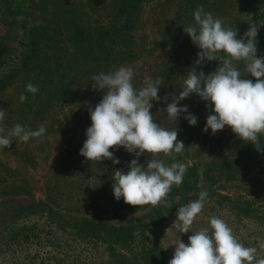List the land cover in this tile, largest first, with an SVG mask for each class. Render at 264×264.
Instances as JSON below:
<instances>
[{
	"label": "rangeland",
	"instance_id": "obj_1",
	"mask_svg": "<svg viewBox=\"0 0 264 264\" xmlns=\"http://www.w3.org/2000/svg\"><path fill=\"white\" fill-rule=\"evenodd\" d=\"M132 1L0 0V40L5 38L8 44L0 65V111L5 113L0 123L5 130L2 134L7 135L17 124L31 130L47 129L43 138H30L27 143L12 137L11 147L0 150V264H114L112 258L104 259L109 257L106 247L85 242L73 232L59 231L65 224L60 218L140 207L125 203L123 198L117 201L112 188V175L117 169L127 171L134 154L123 147L110 149L120 164L110 159L91 162L80 154L91 125L89 108L94 109L104 95L103 90L93 89L94 75L131 66L137 89L144 86L146 78L163 81L162 99L154 101L151 109L154 122L177 130L178 140L185 144L175 161L159 154L157 158L165 164L180 162L188 168L199 162V152L207 145L215 140L226 143L236 136L228 126L215 135L210 129L203 131L210 111L197 94L180 102L198 117L196 126L183 115L178 121L169 119L163 97L170 102L179 95L186 73L198 59L200 49L184 26L194 24L193 13L199 6L221 18L225 28L237 30L240 38L251 22L264 23V0ZM135 4L129 11L133 18H129L125 9ZM257 49L258 56L264 57V26L258 31ZM80 56L85 60L78 59ZM219 63L206 62L200 68L208 74ZM237 65L242 78L255 82L242 63ZM41 70H50L51 75L39 73ZM29 82L39 88L35 95L26 91ZM22 94L27 96L24 103L19 100ZM150 159L145 153L139 162L146 164ZM248 172L264 192V160ZM220 192L262 205L243 190L225 188ZM262 213L260 217L239 216L227 200L216 198L205 203L192 227L211 232L210 219L221 218L238 241L257 248L259 259L264 258V249L259 247L264 243ZM175 220L176 215L151 234V241H157L163 250L164 263L159 259V264H169L173 258L174 241L188 243L194 234L178 232ZM132 252L139 254V250ZM132 252L123 251L127 257H132ZM141 260L139 264L152 263Z\"/></svg>",
	"mask_w": 264,
	"mask_h": 264
},
{
	"label": "clouds",
	"instance_id": "obj_2",
	"mask_svg": "<svg viewBox=\"0 0 264 264\" xmlns=\"http://www.w3.org/2000/svg\"><path fill=\"white\" fill-rule=\"evenodd\" d=\"M194 24L184 26L195 46L200 49L198 59L186 73L179 95H174L165 108L168 118L176 120L183 115L191 126H196L198 117L180 102L197 94L207 102L210 114L206 118L203 131L209 129L215 135L218 131L231 127L243 142H251L258 152L264 153V57L258 56V31L264 23L251 22L243 37L238 38L237 30L225 28L221 18L199 6L193 13ZM219 61L215 71L205 74L200 66L206 62ZM237 62L243 64L244 71L256 80L242 78ZM135 71L131 66H120L107 74L101 72L92 77L94 90H103L102 100L94 109L89 108L91 125L86 130L87 139L80 154L91 162L110 159L120 164L110 149L123 147L135 158L128 164L127 171L117 169L112 175L114 198L133 206H157L164 201L173 186L182 185L187 165L180 162L165 164L157 156L163 153L176 160L182 154L185 144L178 140L177 130H168L154 122L151 109L153 102L161 101L159 95L163 81L146 78L144 86H134ZM26 91L35 95L39 88L29 82ZM21 103L27 100L22 94ZM5 113L0 111V123ZM0 127V150L10 148L12 137L27 143L30 138H43L47 129H26L17 124L3 135ZM145 153L152 159L146 164L139 158ZM209 193L201 191L199 198L180 206L173 225L178 232L189 236L188 243L182 239L174 241L173 258L169 264H264V258L257 259V248L246 247L233 235L227 223L218 217L210 219L208 228L196 231L193 224L201 213ZM264 249V243L259 244ZM107 261L110 259L105 256Z\"/></svg>",
	"mask_w": 264,
	"mask_h": 264
},
{
	"label": "trees",
	"instance_id": "obj_3",
	"mask_svg": "<svg viewBox=\"0 0 264 264\" xmlns=\"http://www.w3.org/2000/svg\"><path fill=\"white\" fill-rule=\"evenodd\" d=\"M135 8L136 4L130 5L125 11L129 12ZM129 13L128 17L133 18V12ZM129 18L124 20L123 24H127ZM5 40V38L0 40V65L7 52L8 44ZM85 58V56L78 57L84 60ZM25 64L29 63L25 61ZM39 73L51 75L50 70H41ZM261 140L264 141V137H261ZM199 153L201 159L187 168L182 185L173 186L166 199L159 205L148 204L116 210L110 214L86 215L75 219L60 218L65 224H61L59 231L73 232L85 242L90 241L106 247L114 264H139L142 257L147 263L152 261L153 264H159L157 262L159 259L164 263L163 250L157 241L154 243L151 241V234L155 233V228L165 225L175 216L180 206L197 200L201 191L206 190L209 193L206 202L220 198L232 205L236 215L260 217L261 211L264 210V192L262 186L254 185L248 171L264 160V153L258 152L253 143H245L237 136L226 143L215 140ZM225 188L250 193L262 205H257L244 196L233 197L221 194L220 190ZM51 228L53 226H50ZM133 249L139 250V254L135 255ZM125 250L131 251L132 257H127L123 253Z\"/></svg>",
	"mask_w": 264,
	"mask_h": 264
}]
</instances>
